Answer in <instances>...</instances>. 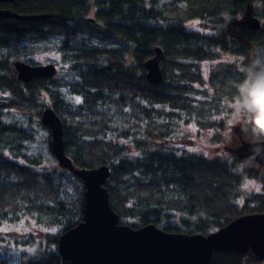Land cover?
Masks as SVG:
<instances>
[{
  "label": "trees",
  "instance_id": "obj_1",
  "mask_svg": "<svg viewBox=\"0 0 264 264\" xmlns=\"http://www.w3.org/2000/svg\"><path fill=\"white\" fill-rule=\"evenodd\" d=\"M0 7L44 17L0 18V226L31 231L8 237L19 245L7 243L0 264H72L58 243L83 221L86 189L54 158L41 122L48 107L63 123L75 167L112 171L106 188L121 226L210 235L264 214V169L238 171L246 162L228 151L233 162L180 146L190 140L189 125L214 132L216 144L225 143L229 126L243 129L246 141H264V133L253 134L239 91L253 60L264 58V0H16ZM249 10L261 30L241 26ZM191 22L199 28L188 29ZM52 44L61 58L51 59L56 77L19 81L17 61L41 64L15 51L44 55ZM159 47L164 81L155 86L145 63ZM251 96L249 107L264 104V95ZM245 177L261 191L244 194ZM211 264L257 263L222 250Z\"/></svg>",
  "mask_w": 264,
  "mask_h": 264
},
{
  "label": "water",
  "instance_id": "obj_2",
  "mask_svg": "<svg viewBox=\"0 0 264 264\" xmlns=\"http://www.w3.org/2000/svg\"><path fill=\"white\" fill-rule=\"evenodd\" d=\"M15 1L0 0V4ZM245 17L241 26L251 31L262 29L261 20L251 10ZM0 18L32 21L44 17L20 16L11 9L0 7ZM155 53V57L145 63V68L149 83L161 86L164 81L161 62L165 53L160 47ZM15 71L23 84H30L35 79H51L58 73L52 64L32 67L21 61L15 63ZM41 122L51 132V151L59 167L83 181L86 189L83 221L66 232L58 243L59 254L72 264H211L214 253L222 250L244 255L256 263L264 262L263 213L241 216L210 235L167 233L153 225L137 231L121 226L106 188L112 171L106 166L92 170L75 167L65 152L63 123L53 108L45 110ZM255 125L264 126V106L255 118ZM235 131L240 134V145L227 146L225 151L240 161H251L264 169V141H246L243 129Z\"/></svg>",
  "mask_w": 264,
  "mask_h": 264
},
{
  "label": "rangeland",
  "instance_id": "obj_3",
  "mask_svg": "<svg viewBox=\"0 0 264 264\" xmlns=\"http://www.w3.org/2000/svg\"><path fill=\"white\" fill-rule=\"evenodd\" d=\"M244 13H245V10L243 11V14ZM187 28L188 29H198L199 28V22H191L187 25ZM46 50H47V52L44 53V55H38L37 53H34V51H31L29 48L23 47V49H19V50L15 51V55H16L17 59L22 58V57H27V58L33 59V60L36 59V61L41 65L51 64L52 63L51 59L52 60H55V59L61 60V58H60V56L57 53V50L55 48V44L47 46ZM206 68H208V66ZM263 105L264 104L258 105V109H257L258 112ZM248 115H250V114L247 113V115L245 117H247ZM237 124L238 123L236 120V123L234 122V124H232V125L236 126ZM186 132L189 134L190 140H185V142H182L180 146H183L182 149H186L188 151V153L194 154V155L197 154V155L209 158V159H216L217 157H220V158H223L225 160H229L230 162H233L231 155L225 153V148L227 146L231 145L232 140L237 139L238 136L240 135L237 131H235L234 128L229 126L226 128V131L222 133L225 136L224 137L225 143H223V144H219V143L216 144L212 140L213 137L215 136L214 132L209 131L208 129L199 130V127H197L196 125L186 126ZM243 133H244V130H243ZM237 141H238V139L236 140V142ZM177 146L179 147L178 143H177ZM244 167H257V168H259V166H257V164L250 161V162H246V164H244V165L239 164L238 171L239 170L241 171L242 169H244ZM242 188L244 189L243 190L244 194H251L252 192H260L261 191V184L258 180L254 179V178L245 177L244 182L242 183ZM0 229H5L4 231H0V250H2V248L3 249L6 248L7 243H8L10 248L14 247L15 249H17L16 246H18L19 244H16L15 242L9 241V238H8L9 236L11 237V235L15 234L16 232L20 233V234L23 233L26 238L28 236V233H31V231H29L27 229H26V231H22V229L18 230L17 227L8 226V225H1ZM1 238H5L8 240L1 239ZM21 247L24 248L25 246L22 245ZM30 258H32V255L30 256ZM257 264H264V262L263 263H257Z\"/></svg>",
  "mask_w": 264,
  "mask_h": 264
},
{
  "label": "clouds",
  "instance_id": "obj_4",
  "mask_svg": "<svg viewBox=\"0 0 264 264\" xmlns=\"http://www.w3.org/2000/svg\"><path fill=\"white\" fill-rule=\"evenodd\" d=\"M239 91L243 96L244 109L248 113L253 114L250 117L253 125V134L264 133V130H260L255 125V115L258 113V110L254 104L249 107L254 99V97L251 96L252 91H255L257 96L264 95V58H257L253 60L252 65L248 69V77L240 85Z\"/></svg>",
  "mask_w": 264,
  "mask_h": 264
},
{
  "label": "snow or ice",
  "instance_id": "obj_5",
  "mask_svg": "<svg viewBox=\"0 0 264 264\" xmlns=\"http://www.w3.org/2000/svg\"><path fill=\"white\" fill-rule=\"evenodd\" d=\"M75 102L76 103H80L81 102V98L80 97H76L75 98ZM5 229H0V231H4Z\"/></svg>",
  "mask_w": 264,
  "mask_h": 264
}]
</instances>
